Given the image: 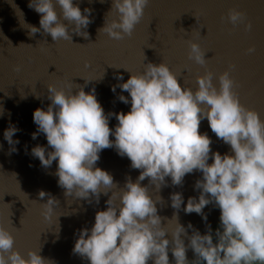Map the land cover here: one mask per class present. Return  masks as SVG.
I'll list each match as a JSON object with an SVG mask.
<instances>
[{"label":"clouds","instance_id":"obj_1","mask_svg":"<svg viewBox=\"0 0 264 264\" xmlns=\"http://www.w3.org/2000/svg\"><path fill=\"white\" fill-rule=\"evenodd\" d=\"M149 2L112 0L106 17L113 12L115 17H105L100 31L114 40L131 37ZM29 7L40 14V27L30 25L32 35L42 29L55 42L72 40V32L88 35L81 29L92 23L91 8L82 11L74 0H30ZM246 20L245 12L228 11L227 21L234 28L244 24L250 31L252 24ZM189 48L188 58L205 66L206 52L200 45L190 41ZM255 51V47L248 49L249 53ZM14 70L19 73L22 68L17 65ZM116 78L123 80L122 75ZM196 80L198 87L193 91L181 85L167 64L149 62L142 74L132 73L126 82L111 87L113 93L119 87L129 94L118 99L130 103V111L108 114L97 99L95 87L89 92L82 86L76 92H66L52 83L47 86L51 103L46 109L34 110L37 132L32 134V139L44 134L47 147L37 145L31 155L45 169L57 163L55 175L65 195L89 204L94 199L98 204L101 193L107 195L117 189L113 176L96 167L105 149L114 148L119 156L130 160L132 169L140 170L135 182L129 177L123 188L112 191L105 202L106 210L96 212L90 229L78 230L73 253L89 264H264V119L240 102L229 70L219 75V88L211 71L206 70ZM112 116L118 121L115 128L109 126ZM205 119L215 136L230 146V152L212 150L211 137L199 131ZM18 131L12 124L4 131L10 152L18 151L20 141L13 139ZM197 171L202 174L194 185L199 196L185 202L183 193H171L173 216L162 225L167 218L158 214L157 204L163 198H153L149 186L160 191L169 186L166 178H170L171 186H183L185 176ZM145 179L149 185H142ZM46 195L49 198L42 203V215L50 221L57 201L39 192L40 199ZM210 204L220 210L215 231L207 225L201 234L191 222L187 227L179 222L181 210L196 213L207 222L204 209ZM171 224L174 227L169 228ZM14 244L12 233L0 225V264H53L40 254L41 249L29 251L25 258ZM189 249L195 255L191 261Z\"/></svg>","mask_w":264,"mask_h":264},{"label":"water","instance_id":"obj_2","mask_svg":"<svg viewBox=\"0 0 264 264\" xmlns=\"http://www.w3.org/2000/svg\"><path fill=\"white\" fill-rule=\"evenodd\" d=\"M74 2L82 11L84 8L93 10L92 23L81 29L88 35L72 32V40L55 42L42 29L30 34V25L40 27V14L29 7L30 0H0V225L12 233L14 248L22 256L27 258L29 251L41 249L40 254L53 264H89L87 259L73 253L78 230L90 229L96 212L106 210L105 202L112 191L123 188L129 177L135 182L140 170L132 169L127 157L108 148L100 153L96 167L113 176L117 189L107 195L101 193L98 204L94 199L89 204L74 195H65L55 175L57 163L54 161L45 169L39 159L31 155L33 147H47L44 134L32 139V134L37 132L33 112L37 108L46 109L51 103L47 99L50 83L65 88L66 92H76L81 86L89 92L95 87L106 114L127 113L130 103L124 104L118 97L129 94L119 87L113 93L111 87L126 82L132 73L142 74L149 62L167 64L181 85L193 91L198 87L197 76L204 75L206 70L213 73L217 88L219 75L229 70L240 102L264 119V0H150L131 37L122 40H114L100 31L112 0ZM230 9L245 12L246 22H251L252 29L246 30L244 24L234 28L227 21ZM56 11L63 19L59 5ZM114 17L115 12L106 19ZM190 41L198 43L206 52L205 66L188 58ZM250 47H255L256 51L249 53ZM17 65L22 68L19 73L14 70ZM120 75L122 81L116 78ZM85 80L92 81L86 83ZM10 124L20 129L13 137L20 141L16 145L17 152H10L11 146L4 139V131ZM117 124L112 116L109 126L115 128ZM199 131L211 137L214 152L231 151L230 146L211 131L207 119L201 122ZM201 178L202 174L197 171L185 176L183 186H171L170 178H166L169 186L160 191L149 186L153 198L157 195L163 198V202L157 204L158 214L167 218L162 220V225L173 216L170 194L183 193L185 202L189 197H198L194 185ZM141 183L149 185L148 179ZM40 191L57 201L50 221L42 215V203H46L49 196L40 199ZM115 203L119 205L118 197ZM204 212L207 222L196 213L185 214L182 210L179 222L185 227L191 222L204 234L207 225L213 227L219 221L220 210L210 204ZM187 257L189 260L195 257L191 249ZM169 258L173 259L171 252Z\"/></svg>","mask_w":264,"mask_h":264},{"label":"flooded vegetation","instance_id":"obj_3","mask_svg":"<svg viewBox=\"0 0 264 264\" xmlns=\"http://www.w3.org/2000/svg\"><path fill=\"white\" fill-rule=\"evenodd\" d=\"M218 226H219V221L212 227L213 231H215L218 228ZM193 259H195V257L191 258V260Z\"/></svg>","mask_w":264,"mask_h":264}]
</instances>
